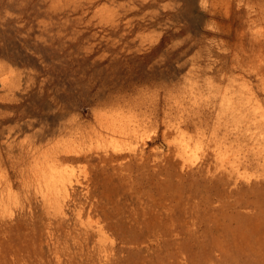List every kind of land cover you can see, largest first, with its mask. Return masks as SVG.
Instances as JSON below:
<instances>
[{
    "label": "rangeland",
    "instance_id": "obj_1",
    "mask_svg": "<svg viewBox=\"0 0 264 264\" xmlns=\"http://www.w3.org/2000/svg\"><path fill=\"white\" fill-rule=\"evenodd\" d=\"M0 264H264V0H0Z\"/></svg>",
    "mask_w": 264,
    "mask_h": 264
}]
</instances>
